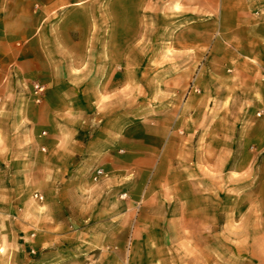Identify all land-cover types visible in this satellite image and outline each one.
I'll use <instances>...</instances> for the list:
<instances>
[{
	"label": "crops",
	"instance_id": "1",
	"mask_svg": "<svg viewBox=\"0 0 264 264\" xmlns=\"http://www.w3.org/2000/svg\"><path fill=\"white\" fill-rule=\"evenodd\" d=\"M216 6V19H207L217 25L209 47L210 63L197 70L195 81L210 74L212 93L216 95V89L220 93L208 98L209 84L198 83V94L188 92L173 126L171 113L167 117L171 99L169 104L165 102L163 127L151 123V147L131 155L134 168L139 169L145 161L149 164L144 182L137 184H142L138 198L125 201L123 178L118 182L120 177H109L105 170L123 168L116 151L103 148L99 135L85 142L80 121L67 120V126L61 123L66 121L65 110L73 105L68 101L75 92L69 76L63 84L57 82V91L54 87L57 105L45 117L52 135L48 141L46 130L39 134L40 152L47 153V144L49 150L39 156L42 168L35 181L17 173L22 163L13 155L15 151L0 145V232L8 237L4 258H0L3 264H26V253L40 256L36 264H121L120 250H101L123 248V234L129 228L128 264H219L214 251L220 247L235 251L251 246L250 240L236 241L237 229L248 234L264 232L262 224L253 229L235 223V204L241 197L245 207L240 214L246 217L251 213L246 203L252 184L259 187L260 214L264 215V0H216ZM109 8L116 10L113 17L118 18L129 6L124 0H0V135H8L4 127L14 120L17 91H27L33 99V84L45 87L41 81L29 85L24 81L23 72L33 65L27 57L32 55L34 42H41L36 56H48L59 41L75 42L71 26L103 24ZM45 93L46 87L40 104ZM77 104L92 109L86 99L78 98ZM226 120L227 133L221 131ZM250 121L256 125L251 127ZM179 135L187 141L192 138L191 142L196 138V144L202 137L233 138L226 148L216 143L214 150L227 151L223 167L228 164V193L233 195L228 194L226 211L221 209V194L214 192L216 180L208 179L204 163L184 159V154L199 148L183 144L177 148L173 136ZM105 153L111 154L108 163H102ZM237 154L241 159L236 161ZM48 163L50 167L44 166ZM97 169L104 173L99 185L88 184ZM251 169L256 170L253 180ZM161 173L163 193L156 188ZM237 186L242 190L238 198ZM35 200L43 201L44 208L33 209ZM137 200L142 205L134 217L131 211ZM220 215L227 217L221 230L217 228ZM225 231L228 240L223 243L220 235ZM245 258L241 264H248Z\"/></svg>",
	"mask_w": 264,
	"mask_h": 264
},
{
	"label": "rangeland",
	"instance_id": "2",
	"mask_svg": "<svg viewBox=\"0 0 264 264\" xmlns=\"http://www.w3.org/2000/svg\"><path fill=\"white\" fill-rule=\"evenodd\" d=\"M124 4L129 8H123V15L118 18L113 17L116 10L109 8L107 20L103 24L71 26L73 36L76 37L75 42L65 44L59 41L57 49L53 50V53L49 51L48 56L37 57L41 42L36 44L34 42L32 55L27 57L32 59L33 65H28L23 76L28 85L34 81L45 84L44 101L42 104H35L27 91L18 90L17 93L20 94L17 96L16 106L12 109L14 120L9 121L4 127L8 135L5 137L0 135V145L13 149L15 151L13 155L22 163L17 169L20 176L25 175L29 180L35 181L42 168L39 156L47 155L49 147L47 144V153L40 152L39 134L46 130V138L50 140L52 134L48 130L51 129V125H48L49 121L45 117L52 112L54 105H57L54 87L56 89L57 82L63 84V80L69 76L75 92L68 101L73 105L71 104L69 110H65L66 115L63 119L66 121L61 123L67 126V120L80 121V134H85V137L81 135L85 142L91 136L99 135L97 138L103 148L109 147L116 151L123 159V168L117 171L109 167L103 168L110 173L109 177H120L117 179L118 182H121V177L123 178V196L127 195L125 201L128 197L138 198L142 184L140 186L137 184L144 182L149 172L147 167L149 164L145 161L139 169L134 168L131 162L133 151H147L151 147L153 126L151 123L156 121L155 126L163 127L165 102L169 104L171 99V111H167V117L171 113L173 126L178 118L179 105L188 92L191 90L192 95L198 94L196 92L198 83L202 81L211 83V76H208L210 74L201 75L198 82L195 81V77L199 68L210 63V59H207L209 47L216 35L217 25L208 23L207 19H216L218 16L216 0H124ZM212 4L214 8H211ZM85 37L91 39L84 40ZM64 48L69 50L62 51ZM209 86L210 88H207L209 92L205 95L212 98L215 94L212 93L210 84ZM217 93H220L218 89L216 95ZM78 98L90 101L89 106L92 109L87 111L82 104H77ZM165 98L168 101H165ZM25 117L30 119L26 121L27 123L20 121ZM21 122L23 123L20 124ZM248 123L251 127L256 125L254 121ZM228 129L229 122L223 121L221 131L227 133ZM232 139L228 135L219 138L202 137L197 139L196 144V138L191 142L192 138H188L187 141V138L181 135L173 136L177 148L180 144L199 148L198 151L184 154V159L187 158L193 163L195 161L204 163L208 179L216 180L214 192L218 190L221 194L220 205L225 211L229 206L228 194L233 195L228 193L229 180L225 174L228 164L223 167L227 151L216 153L214 150L216 143L226 148ZM109 155L111 154L102 155V163L111 160ZM235 159L237 161L241 158L237 154ZM44 166L50 167L51 163ZM249 174L253 180L256 170L251 169ZM162 178L163 173L156 178V188L161 193ZM87 182L99 185L98 181ZM111 184L115 186L114 181ZM241 191L237 186V198ZM248 192L250 200L246 205L251 208V213L249 211L246 217L240 214L245 207L241 197L235 204L238 214L235 223L241 228L244 226L259 228L261 224L264 225V215L261 217L260 214L262 206L258 185L252 184ZM44 205L43 201L35 200L33 209L41 210ZM141 205V200L133 204L132 216L137 215ZM223 224H227V217L220 215L217 228L221 230ZM130 229L123 234V248L110 247V250L104 248L101 251L107 253L120 250L121 264H128L131 257ZM235 239L237 242L250 240L251 246L235 251L226 246L220 247L214 251V257L219 258V264H241L245 257L248 264H264V232L248 234L244 233L243 229H237ZM227 240L228 233L225 231L221 233L220 241L224 243ZM0 241L2 243L0 258L3 260L4 246L8 242L5 232H0ZM25 257L26 264H36L35 262L40 259L37 254L30 253H26ZM0 264L3 262L0 261Z\"/></svg>",
	"mask_w": 264,
	"mask_h": 264
},
{
	"label": "built area",
	"instance_id": "3",
	"mask_svg": "<svg viewBox=\"0 0 264 264\" xmlns=\"http://www.w3.org/2000/svg\"><path fill=\"white\" fill-rule=\"evenodd\" d=\"M44 92H45V87H44L43 85H41L40 83H35V84H33V86H32V96H33L34 102H35L36 104H40V103H41ZM44 134H45V133H43V135H44ZM41 151L44 152V151H45V148H41ZM103 176H104L103 171H102L101 169H97V170H95V172H94V175H93V177H92V180H93L94 182H97V181H99V179H100L101 177H103ZM34 197H36V198L39 199V200L42 199L41 196H38V195H36V194L34 195Z\"/></svg>",
	"mask_w": 264,
	"mask_h": 264
}]
</instances>
